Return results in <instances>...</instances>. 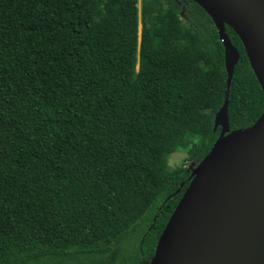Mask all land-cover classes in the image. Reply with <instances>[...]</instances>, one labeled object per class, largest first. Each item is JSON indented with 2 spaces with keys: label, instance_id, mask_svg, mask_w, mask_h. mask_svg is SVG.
<instances>
[{
  "label": "trees",
  "instance_id": "obj_1",
  "mask_svg": "<svg viewBox=\"0 0 264 264\" xmlns=\"http://www.w3.org/2000/svg\"><path fill=\"white\" fill-rule=\"evenodd\" d=\"M139 4L141 5L139 8ZM142 32L139 35V25ZM192 0H0V264H149L220 138L264 92Z\"/></svg>",
  "mask_w": 264,
  "mask_h": 264
},
{
  "label": "water",
  "instance_id": "obj_2",
  "mask_svg": "<svg viewBox=\"0 0 264 264\" xmlns=\"http://www.w3.org/2000/svg\"><path fill=\"white\" fill-rule=\"evenodd\" d=\"M192 1L217 28L228 86L240 54L227 26L264 92V0ZM228 105L215 116L220 138L191 170L149 264H264V112L249 128L230 131Z\"/></svg>",
  "mask_w": 264,
  "mask_h": 264
},
{
  "label": "rangeland",
  "instance_id": "obj_3",
  "mask_svg": "<svg viewBox=\"0 0 264 264\" xmlns=\"http://www.w3.org/2000/svg\"><path fill=\"white\" fill-rule=\"evenodd\" d=\"M139 4V8H140ZM142 32V25L140 23L139 25V35H141ZM188 158V150L179 149L176 152H174L172 155H170L167 159L164 165L161 166V169L164 174H167L168 171H171L177 167L186 165V167L191 171L194 168L195 162H187Z\"/></svg>",
  "mask_w": 264,
  "mask_h": 264
}]
</instances>
